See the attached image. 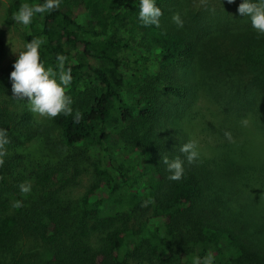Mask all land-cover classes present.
Instances as JSON below:
<instances>
[{"label":"trees","instance_id":"16d2710c","mask_svg":"<svg viewBox=\"0 0 264 264\" xmlns=\"http://www.w3.org/2000/svg\"><path fill=\"white\" fill-rule=\"evenodd\" d=\"M43 2L14 0L8 21L18 23L22 4ZM243 2L156 0L157 27L140 20V0H61L18 23L26 44L46 38V67L68 58V94L83 119L59 115L36 128L30 110L0 100L10 140L0 167V252L10 264H192L209 252L214 264H264V211L244 181L261 167L246 158L237 126L251 115L264 129V35L239 13ZM5 55L0 29V63ZM199 90L236 122L206 120L214 151L189 164L179 151L185 134L167 126L192 116ZM164 155L184 160L181 180L168 179ZM83 174L90 182L76 194Z\"/></svg>","mask_w":264,"mask_h":264},{"label":"clouds","instance_id":"9594fccd","mask_svg":"<svg viewBox=\"0 0 264 264\" xmlns=\"http://www.w3.org/2000/svg\"><path fill=\"white\" fill-rule=\"evenodd\" d=\"M229 3L234 0H228ZM61 0H44L43 3L22 4L14 14V20L28 26L38 14L50 13L60 7ZM239 13L251 19L252 27L261 35H264V0H244L240 4ZM163 15L162 9L157 6L156 0H140L139 18L145 26L155 25L159 27L160 17ZM172 20L178 27H183V20L179 14H175ZM46 42L45 37H38L26 44V51L19 54L18 60L14 64V71L11 73L13 82V96L18 99H27L31 111L49 119H54L59 115L73 116L74 123H80L83 113L78 109L73 113V99L68 94L73 77L71 68L65 69L68 58L65 55H58L57 65L46 67L41 60L40 49ZM246 125L247 121H243ZM225 137L232 142L233 137L230 131H225ZM10 143L6 130L0 129V167L5 163L4 157L7 155L6 145ZM179 151L186 154L189 164L195 163L199 157L198 141L189 140L180 146ZM162 162L171 173L168 179L179 181L184 175V160L179 156L169 159L163 156ZM20 191L27 195L32 191L31 182L20 184ZM151 201H145V205ZM23 204L16 201L13 207L20 208ZM215 256L209 252L203 258H193L192 264H214Z\"/></svg>","mask_w":264,"mask_h":264},{"label":"rangeland","instance_id":"374dc122","mask_svg":"<svg viewBox=\"0 0 264 264\" xmlns=\"http://www.w3.org/2000/svg\"><path fill=\"white\" fill-rule=\"evenodd\" d=\"M14 0H0V29L5 32L6 42V55L3 61L0 63V74L6 71L3 79L0 80V100H6L12 103V108L22 111L24 107L31 111L30 105L27 99H18L13 96L11 80V73L15 70L13 63L22 50L26 49V43L23 40L24 26L18 23H12L8 21L9 8ZM193 114L185 113L179 117L178 120L173 123H168L167 128L174 130L177 135L182 139L185 134V138L182 139V145L187 143L189 140L198 141V151L200 154L210 156L211 152L214 151L216 136L213 135V129L210 130L203 124L206 120H212L218 122V120H228L235 123V117L230 118L225 116L226 113L221 110V107L210 100L209 96L203 91L199 90V95L195 100L194 107L192 108ZM33 114V124L38 128L40 124H48L50 119L41 116L37 113ZM204 119L203 121H201ZM238 128L241 129L244 144L248 142V147L245 148L246 158L256 168L261 167L260 172L254 173L250 179H245L247 183V189L252 191L256 190L255 194L258 198L255 200L257 207L264 211V172H261L262 165H264V129L255 121L251 116H244L239 119ZM243 121H247L245 125ZM229 123V122H226ZM47 129V128H45ZM177 130V131H176ZM55 135V134H54ZM188 135V136H187ZM54 138V136H53ZM52 141V140H51ZM184 142V143H183ZM252 167L249 165V168ZM90 175L83 174L80 177L79 187L76 190V194L83 192L86 186L90 182ZM251 193V192H250ZM253 194V193H252ZM0 252V264H10L8 259L2 256Z\"/></svg>","mask_w":264,"mask_h":264}]
</instances>
